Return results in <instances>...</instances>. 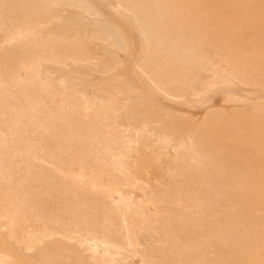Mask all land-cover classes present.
Returning <instances> with one entry per match:
<instances>
[{"label":"rangeland","instance_id":"rangeland-1","mask_svg":"<svg viewBox=\"0 0 264 264\" xmlns=\"http://www.w3.org/2000/svg\"><path fill=\"white\" fill-rule=\"evenodd\" d=\"M168 1L0 0V264L264 246V0Z\"/></svg>","mask_w":264,"mask_h":264},{"label":"bare ground","instance_id":"bare-ground-1","mask_svg":"<svg viewBox=\"0 0 264 264\" xmlns=\"http://www.w3.org/2000/svg\"><path fill=\"white\" fill-rule=\"evenodd\" d=\"M161 1H162V0H161ZM163 1H168V0H163ZM187 1H188V2H187ZM196 1H198V0H186V2H187L188 4H185V3L183 2V0H182V2H181V1H180V2H181L182 4H184V5H182V4L180 5L179 2H178V4L181 6V8H185V7H188V6H195ZM199 1H200V0H199ZM1 2H2V1H1ZM168 2H169V1H168ZM175 2H176V1H175ZM175 2H174V3H175ZM170 3H171V2H170ZM166 4H167V3H166ZM172 4H173V3H172ZM197 4H198V2H197ZM199 4H200V3H199ZM167 5H168V4H167ZM170 5H171V4H170ZM187 5H188V6H187ZM200 5H201V4H200ZM168 7H169V6H168ZM171 7H175L174 4H173V6L171 5ZM176 7H177V6H176ZM176 7H175V8H176ZM164 8H167V6L165 5ZM175 8H174V9H175ZM177 8H178V7H177ZM177 8H176V9H177ZM181 8H180V9H181ZM45 9H46V8H45ZM180 9H179V10H180ZM191 9H192V8L190 7V10H191ZM194 9H195V8H194ZM196 9H198V8H196ZM167 10H168V9H167ZM167 10H166V11H167ZM179 10H178V11L176 10V11H177V12H180ZM181 10H184V9H181ZM171 11H175V10L171 9ZM177 12H176V14H177ZM183 12H185V11H183ZM183 12H182V13H183ZM191 12H192V11H191ZM195 12H196V11H195ZM172 13H173V12H172ZM186 13H188V10H187ZM179 14H181V13H179ZM179 14H178V15H179ZM172 15H174V13H173ZM180 16H181V15H180ZM177 17H179V16H177ZM175 18H176V16H175ZM175 18H174V19H175ZM175 20H176V19H175ZM178 20H179V19H178ZM178 20H177V21H178ZM176 23H177V22H176ZM178 36H179V35H178ZM180 36H181V35H180ZM180 36H179V37H180ZM183 36H184V35H183ZM179 37H178V38H179ZM184 38H185V40L183 39V40H182L183 42L186 41V40H188V39H186L185 36H184ZM190 38H193V36H192V37L189 36V39H190ZM204 38H205V37H204ZM156 39H157V38H156ZM179 39H180V38H179ZM179 39H178V41H179ZM190 40H191V39H190ZM182 41H180L181 44H182ZM195 41H196V39H195ZM195 41H194V42H195ZM180 42H179V43H180ZM186 42H187V41H186ZM184 43H185V42H184ZM189 43H190V42H189ZM189 43H188V45H189ZM195 43H196V42H195ZM195 43H194V44H195ZM157 44H158V43H157ZM181 44H179V45H181ZM185 44H186V43H185ZM185 44H184V47H186ZM188 45H187V46H188ZM190 45H192V44L190 43ZM196 46H197V44H196ZM196 46H195V47H196ZM180 47H181V46H180ZM180 47H179V49H180ZM182 47H183V46H182ZM195 47H194V48H195ZM198 47H199V46H198ZM198 47H197V48H198ZM191 48H192V46H191ZM191 48H187V49H191ZM194 48H192L191 50H193ZM182 49H183V48H182ZM206 49H207V48H206ZM195 50H197V49H195ZM198 50H199V48H198ZM182 51H183V50H181V52H182ZM187 52H188V51H187ZM191 52H192V51H191ZM74 53H75V52H74ZM177 53H178V52H177ZM189 53H190V52H189ZM189 53H187V54H189ZM194 53H195V52H194ZM194 53H193V54H194ZM198 53H199V51H198ZM182 54H183V53H182ZM196 54H197V53H196ZM14 55H15V54H14ZM57 55H58V54H57ZM57 55H56V56H57ZM184 55H185V54H184ZM197 55H198V54H197ZM71 56H72V55H71ZM185 56H186V55H185ZM190 56H191V54H190ZM176 57L178 58V55H177ZM179 57H180V55H179ZM183 57H184V56H183ZM183 57H181V58L183 59ZM198 57H199V56H198ZM181 58H180V59H181ZM188 59H189V57H188ZM188 59H187V61H188ZM190 60H191V59H190ZM191 61H192V60H191ZM180 62L182 63V61H180ZM184 62H185V58H184ZM184 62H183V63H184ZM236 62H237V61H236ZM236 62H235V63H236ZM181 63H180V64H181ZM176 64H178V63H176ZM176 64H175V65H176ZM187 64H189V63L187 62ZM191 64H192V63H191ZM172 65H173V64H172ZM175 65H174V66H175ZM189 65H190V64H189ZM236 65H237V63H236ZM238 65H239V64H238ZM6 66H7V65H6ZM179 66H180V65H179ZM186 66H187V65H186ZM186 66H184V67H186ZM234 66H235V65H234ZM147 68H148V67H147ZM174 68H175V67H174ZM174 68H173V69H174ZM176 68L179 69L180 67H176ZM182 68H183V67H182ZM187 69H189V68H187ZM191 69H192V67H191ZM191 69H190V70H191ZM234 69H235V68H234ZM150 70H151V69H150ZM179 70H180V69H179ZM181 70L183 71L184 69H181ZM176 71H177V73L179 72L178 70H176ZM174 72H175V71H174ZM180 72H181V71H180ZM182 73H183V72H182ZM182 73H181V74H182ZM187 73H188V72H187ZM192 73H193V72H192ZM176 75H177V74H176ZM182 75H183V74H182ZM178 76H180V75H178ZM184 76H185V74H184ZM226 76H227V75H226ZM174 77H176V76L174 75ZM181 78H182V76H181ZM217 79H218V78H217ZM184 80H185V79H184ZM222 80H223V79H222ZM223 81H224V80H223ZM131 92H132V91H131ZM108 93H109V92H108ZM56 94H57V93H56ZM118 94H119V93H118ZM39 97H40V96H39ZM43 104H44V103H43ZM38 118H39V117H38ZM41 122H42V121H41ZM50 147H51V146H50ZM229 158H230V157H229ZM139 162H140V161H139ZM135 175H136V174H135ZM116 191H117V190H116ZM117 193H119V192L117 191ZM120 193H123V192H120ZM112 194H113V192H112ZM124 194H125V193H124ZM233 195H234V194H233ZM116 196H117V195H116ZM118 197H119V196H118ZM124 197H125V196H124ZM106 198H107V197H106ZM119 198H121V197H119ZM131 198H132V197H131ZM131 198H129V200H130ZM113 199H114V198H113ZM125 200H127V199L125 198ZM129 200H127V202H128ZM110 201H111V200H110ZM127 202H125L126 205H127ZM198 202H199V201H198ZM108 204H109V203H108ZM116 204H117V203H116ZM129 205H130V204H129ZM113 206H114V205H113ZM151 206H152V205H151ZM103 207H104V206H103ZM114 207H115V206H114ZM128 207H129V206H127V208H128ZM133 207H134V206H133ZM139 207H140V205H139ZM229 207H230V206H229ZM105 208H106V207H105ZM116 208H118V207H116ZM120 208H121V207H120ZM141 208H142V207H141ZM208 208H209V207H208ZM122 209H123V208H122ZM131 209H132V208H131ZM111 210H112V208H111ZM128 210H130V209H128ZM136 210H137V209H136ZM145 210H146V209H145ZM154 210H155V209H154ZM117 211H119V210H117ZM121 211H122V210H121ZM132 211H133V210H132ZM132 211H131V212H132ZM141 211H142V210H141ZM128 212H129V211H128ZM144 212H145V211H144ZM149 212H150V210H149ZM149 212H148V214H149ZM123 213H124V212H123ZM133 213H134V211H133ZM151 213H152V212H151ZM156 213H158V212H156ZM128 214H129V213H128ZM138 214H139V213H138ZM112 215H113V214H112ZM134 216H135V214H134ZM120 217H121V216H120ZM142 217H143V216H142ZM151 217H154V216H151ZM115 218H116V217H115ZM134 218H135V217H134ZM111 219H112V218H111ZM117 219H118V218H117ZM122 219H123V218H122ZM136 219H137V218H136ZM144 219H145V218H144ZM144 219H143V220H144ZM148 219H149V218H148ZM150 219H151V218H150ZM137 220H138V219H137ZM111 221H112V220H111ZM146 221H147V220H146ZM122 222H123V221H122ZM124 222H126V221H124ZM134 222H135V221H134ZM136 222H137V221H136ZM152 223H153V222H152ZM122 224H124V223H122ZM146 224H147V223H146ZM115 225H116V224H115ZM134 225H135V224H134ZM151 225H152V224H151ZM128 226H129V225H128ZM130 226H131V224H130ZM124 227H125V226H124ZM132 227H133V226H132ZM147 227H148V226H147ZM115 229H116V228H115ZM123 229H124V228H123ZM133 229H134V228H133ZM133 229H132V230H133ZM144 229H145V228H144ZM191 229H192V228H191ZM126 230H127V228H126ZM135 230H136V229H135ZM137 230H138V229H137ZM139 231H140V230H139ZM141 231H142V230H141ZM124 232H125V231H124ZM131 232H132V231H131ZM117 233H119V232H117ZM117 233H116V234H117ZM120 233H121V232H120ZM136 233H137V232H136ZM136 233H135V234H136ZM135 234H134V235H135ZM138 234H139V233H138ZM131 235H132V233H131ZM125 236H126V235H125ZM132 236H133V235H132ZM121 237H122V236H121ZM101 238H102V237H101ZM101 238H100V239H101ZM122 238H123V237H122ZM133 238H134V237H133ZM98 239H99V236H98ZM124 240H126V239H124ZM133 240H134V239H133ZM99 241H100V240H99ZM108 241H109V240H108ZM91 242H93V241H91ZM97 242H98V241H97ZM123 242H124V241H123ZM126 242H127V241H126ZM103 243H105V242H103ZM132 243H133V242H132ZM263 243H264V242H263ZM94 244H95V243H93V245H94ZM105 244H106V243H105ZM107 244H108V242H107ZM129 244H130V242H129ZM261 244H262V243H261ZM135 245H136V244H135ZM262 245H263V244H262ZM102 246H103V245H102ZM260 246H261V245H260ZM260 246H259V249L256 250V251H257L256 254H255V252L253 253V252L251 251L254 255L250 257V259L248 260L247 264H264V259H262L261 256H260L261 252L264 253V246H262L261 248H260ZM30 247H31V245H30ZM130 247H131V246H130ZM256 247H257V246H256ZM94 248H95V247H94ZM103 248H105V247H103ZM31 249H32V248H31ZM251 249H252V248H251ZM254 249H255V248H254ZM104 250H105V249H104ZM134 250H135V249H134ZM93 251H94V250H93ZM92 253H93V252H92ZM96 253H97V252H96ZM103 254L105 255V253H103ZM107 254H108V253H107ZM50 255H51V254H50ZM134 257H135V256H134ZM131 258H132V257H131ZM248 258H249V257H248ZM88 259H89V258H88ZM108 259H109V257H108ZM133 260H134V259H133ZM50 262H51V261H50ZM50 264H51V263H50ZM108 264H109V263H108ZM133 264H134V263H133Z\"/></svg>","mask_w":264,"mask_h":264}]
</instances>
